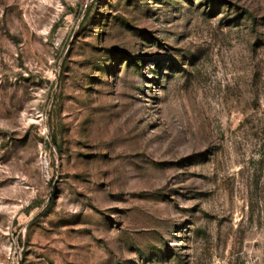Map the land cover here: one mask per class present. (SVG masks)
<instances>
[{"label":"rangeland","instance_id":"374dc122","mask_svg":"<svg viewBox=\"0 0 264 264\" xmlns=\"http://www.w3.org/2000/svg\"><path fill=\"white\" fill-rule=\"evenodd\" d=\"M0 264H264V0H0Z\"/></svg>","mask_w":264,"mask_h":264}]
</instances>
